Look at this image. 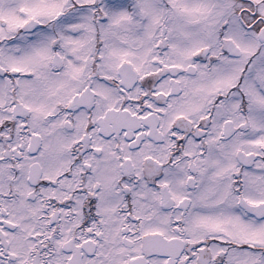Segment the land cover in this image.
I'll use <instances>...</instances> for the list:
<instances>
[{
	"label": "snow or ice",
	"instance_id": "6c2138e0",
	"mask_svg": "<svg viewBox=\"0 0 264 264\" xmlns=\"http://www.w3.org/2000/svg\"><path fill=\"white\" fill-rule=\"evenodd\" d=\"M0 264H264V0H0Z\"/></svg>",
	"mask_w": 264,
	"mask_h": 264
}]
</instances>
